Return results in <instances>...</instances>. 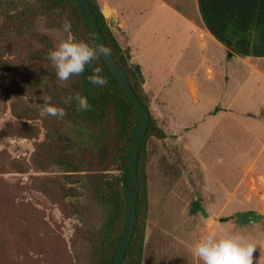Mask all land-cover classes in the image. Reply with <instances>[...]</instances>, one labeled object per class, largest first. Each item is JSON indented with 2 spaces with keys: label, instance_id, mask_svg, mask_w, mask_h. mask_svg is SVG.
I'll return each mask as SVG.
<instances>
[{
  "label": "rangeland",
  "instance_id": "obj_1",
  "mask_svg": "<svg viewBox=\"0 0 264 264\" xmlns=\"http://www.w3.org/2000/svg\"><path fill=\"white\" fill-rule=\"evenodd\" d=\"M32 1L27 0V4ZM13 5L19 7L21 0H0V63L5 66L0 68V264H90L88 242L86 238H74L76 227L84 218L93 229H99L106 213L93 195L91 179L54 182L52 179L61 172L45 169L47 131L45 113L39 107L45 81L53 72L51 64H45V34L52 44L71 34L47 28L45 16L39 15L33 27L18 35L5 25L10 26L6 17L14 12ZM177 27L181 40L172 43L173 58L164 60L161 71L168 80L172 63L181 58L180 67L186 68L195 60L192 45L179 54L185 34L181 23ZM116 36L123 47L127 46L124 36ZM142 88L156 124L177 126L164 112L170 100L157 97L155 88L144 81ZM181 95L176 112L190 110L194 114L186 111L173 118L183 119L178 123L180 128L198 125L202 119L199 108L185 93ZM223 123L227 141L222 145L218 139L215 145L203 148L212 150L210 157L204 158L212 160L208 163L185 165L169 156L160 165L157 138H146L138 175L141 264H201L193 256L192 247L202 234L216 232L215 226L248 236L256 246L253 264L264 263V127L252 136L240 137L237 123ZM208 172L219 180L207 177ZM85 173L93 172L76 174ZM216 185L224 190V202L219 210L210 212L214 220L205 224L187 222V212L179 208L193 198L191 189H195L196 198L213 201Z\"/></svg>",
  "mask_w": 264,
  "mask_h": 264
},
{
  "label": "crops",
  "instance_id": "obj_2",
  "mask_svg": "<svg viewBox=\"0 0 264 264\" xmlns=\"http://www.w3.org/2000/svg\"><path fill=\"white\" fill-rule=\"evenodd\" d=\"M97 2L110 28L124 36L132 58L140 65L144 84L154 87L157 97L170 100L164 112L177 126H160L166 135L156 139L161 146L156 155L160 165L169 156L185 165L212 161L204 159L210 157L212 150L203 151V148L215 145L218 139L224 145L227 141L226 131L222 129L225 128L224 120L237 123L236 127L242 131L238 132L240 137L252 136L264 127V0ZM177 23L182 24L185 34L182 40L185 45L179 54L186 53L192 45L195 60L182 68L181 58L176 59L178 62L171 64L168 80L163 78L161 71L166 64L164 60L173 58L172 43L181 40ZM181 93L199 108L202 119L196 126L180 128L178 123L183 119L173 118L174 114H186V111L194 114L190 110L176 112ZM259 114L263 116H257ZM211 175L217 178L207 173V177ZM191 191L193 198L179 208L187 212L184 219L198 224L214 220L210 212L220 209L224 190L216 185L213 201L196 198L195 189ZM203 192L206 194L207 190L204 188ZM215 229L220 231L219 226Z\"/></svg>",
  "mask_w": 264,
  "mask_h": 264
},
{
  "label": "trees",
  "instance_id": "obj_3",
  "mask_svg": "<svg viewBox=\"0 0 264 264\" xmlns=\"http://www.w3.org/2000/svg\"><path fill=\"white\" fill-rule=\"evenodd\" d=\"M88 2L110 52L126 72L135 94L147 107L142 95L144 77L140 65L131 62L129 46L123 47L112 33L97 0H88ZM39 15L45 16V25L50 29L64 31V24L70 22L71 30L68 33L95 47L98 59L93 62V66L101 67L102 75L108 80L105 87H94L87 80V76L91 74V67H86L84 74L74 76L67 84H62L57 79L55 70H52L45 81V95L51 96L52 102L63 107L67 114L63 119L45 114L47 131L45 169L61 172L60 176L52 179L54 182H61L60 179H63L64 183H70V179L77 177H80L79 180L77 179L78 182L82 178L83 181L85 178L91 179L93 195L102 204L106 217L99 229H93L88 225L87 220L82 218V225L76 227L74 238H86L90 264H111L127 213V197L121 179L131 146L135 109L119 91L117 79L107 69L75 0H33L30 4H27V0H21V5L19 7L15 5L14 12L7 14L6 18L9 19L10 26L5 25L16 34L22 35L36 24ZM52 46V41L45 34V64L48 66L51 63L47 55ZM3 67L4 64L0 63V68ZM74 92H80L87 97L92 105L90 111H77L75 102L71 105L63 103V99ZM149 135L157 139L166 137L163 129L151 116L140 145L138 175L144 142ZM81 171L93 173L77 176L76 173ZM139 198L138 193L136 223L121 264H141L143 231L139 222Z\"/></svg>",
  "mask_w": 264,
  "mask_h": 264
},
{
  "label": "clouds",
  "instance_id": "obj_4",
  "mask_svg": "<svg viewBox=\"0 0 264 264\" xmlns=\"http://www.w3.org/2000/svg\"><path fill=\"white\" fill-rule=\"evenodd\" d=\"M63 30L65 33L70 32L71 23L66 22ZM47 59L62 84H67L74 76L84 74L86 67H91V74L87 76L90 84L101 88L108 84L107 78L102 75V68L93 66V62L98 59L95 47L72 35L58 38L49 49ZM39 99V107L45 114L58 119L66 116L65 109L55 105L51 96L43 95ZM73 102L77 105V111L86 112L92 108L87 97L80 92L69 93L63 99V103L67 105ZM255 248L252 240L238 231H209L194 242L192 254L201 264H253Z\"/></svg>",
  "mask_w": 264,
  "mask_h": 264
},
{
  "label": "water",
  "instance_id": "obj_5",
  "mask_svg": "<svg viewBox=\"0 0 264 264\" xmlns=\"http://www.w3.org/2000/svg\"><path fill=\"white\" fill-rule=\"evenodd\" d=\"M75 1L84 16L89 31L92 34L95 45L107 69L110 70L117 79V87L119 91L132 103L135 109L132 141L128 153L127 163L122 172L121 179V184L125 189L127 197V213L121 238L117 250L114 254L113 260L111 262V264H121L128 244L131 240L136 223V199L139 190L137 161L139 156L140 145L146 133L150 114L148 108L141 102L139 97L133 91L126 72L117 63L112 53L110 52L109 47L107 46L106 41L98 27L94 13L91 9L88 0ZM110 24L111 26H114L113 21H111ZM110 29L112 33L116 36L117 34L115 32V29H113V27H111ZM228 55L230 56L231 53H229ZM131 62L134 63L135 59L132 58Z\"/></svg>",
  "mask_w": 264,
  "mask_h": 264
}]
</instances>
